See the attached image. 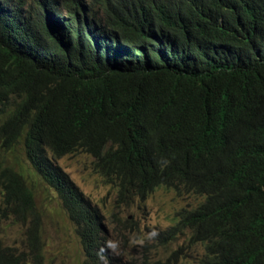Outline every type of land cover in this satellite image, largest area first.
Instances as JSON below:
<instances>
[{"label": "trees", "instance_id": "trees-1", "mask_svg": "<svg viewBox=\"0 0 264 264\" xmlns=\"http://www.w3.org/2000/svg\"><path fill=\"white\" fill-rule=\"evenodd\" d=\"M18 146L82 264L109 256L99 208L56 162L77 152L117 202L202 196L165 233L188 229L198 264H264V0H0V149ZM0 213L31 214L39 260L31 190L1 160ZM0 264L30 263L0 242Z\"/></svg>", "mask_w": 264, "mask_h": 264}, {"label": "rangeland", "instance_id": "rangeland-1", "mask_svg": "<svg viewBox=\"0 0 264 264\" xmlns=\"http://www.w3.org/2000/svg\"><path fill=\"white\" fill-rule=\"evenodd\" d=\"M0 160L11 165L31 190L40 232V258L35 260L27 235L30 213L23 222L0 213V242L15 253H23L30 264H82L83 247L75 226L56 193L36 173L22 149H0ZM56 162L103 216L109 256L104 264H198L202 245L189 244L188 229L174 238H165V233L175 222L174 213L196 206L202 196L177 195L158 186L143 202L120 203L116 200V188L93 170L90 155L77 152Z\"/></svg>", "mask_w": 264, "mask_h": 264}]
</instances>
